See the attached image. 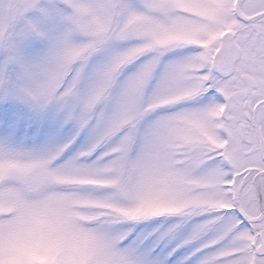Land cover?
<instances>
[{
	"label": "snow or ice",
	"instance_id": "6c2138e0",
	"mask_svg": "<svg viewBox=\"0 0 264 264\" xmlns=\"http://www.w3.org/2000/svg\"><path fill=\"white\" fill-rule=\"evenodd\" d=\"M0 264H264V0H0Z\"/></svg>",
	"mask_w": 264,
	"mask_h": 264
}]
</instances>
